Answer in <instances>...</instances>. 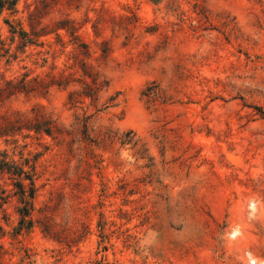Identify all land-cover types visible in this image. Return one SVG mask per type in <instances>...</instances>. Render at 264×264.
<instances>
[{"label":"rangeland","instance_id":"1","mask_svg":"<svg viewBox=\"0 0 264 264\" xmlns=\"http://www.w3.org/2000/svg\"><path fill=\"white\" fill-rule=\"evenodd\" d=\"M0 89V264H264V0H18Z\"/></svg>","mask_w":264,"mask_h":264},{"label":"trees","instance_id":"2","mask_svg":"<svg viewBox=\"0 0 264 264\" xmlns=\"http://www.w3.org/2000/svg\"><path fill=\"white\" fill-rule=\"evenodd\" d=\"M18 0H0V15L2 14V12L5 9H10V10H14L15 6L17 4ZM13 32H16V27L11 25ZM20 33L22 34V38H25V42H29L31 41V39H27L28 38V34L24 31H20ZM89 95L88 96H94L97 92H99L100 90L103 89V84H101L97 78H94L93 80V85L89 86ZM2 91V89H0V92ZM1 122H0V131H2L3 129L5 130H9L11 128H13L15 125V121L11 120L9 117H2L1 118ZM20 119H16V122H19ZM27 124V123H24ZM27 128H35L36 131H44L49 135H52L54 132L58 133L59 135L64 134V133H70L68 130H65L63 128H59L56 127L55 125H52V122L49 120H42V121H37L36 123H34L31 127H27ZM57 134V136H58ZM2 167L6 168L9 171H12L13 174H16L18 176H22L24 175L26 179L30 180V186H29V196L31 198L35 197V179L33 177V174L28 171H26L23 167H20L16 164H9L8 161H3L1 163ZM16 185L21 189L22 192H26L27 190H25L24 184L21 180H18ZM26 206L23 207V209H21V214H22V219H21V226L20 229L23 228V225L25 223V217L28 216L30 214V210H31V206L32 203L30 201H26Z\"/></svg>","mask_w":264,"mask_h":264}]
</instances>
